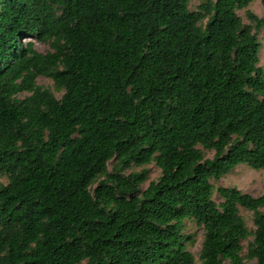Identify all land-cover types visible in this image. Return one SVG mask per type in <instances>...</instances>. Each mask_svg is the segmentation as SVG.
Masks as SVG:
<instances>
[{"label": "trees", "instance_id": "trees-1", "mask_svg": "<svg viewBox=\"0 0 264 264\" xmlns=\"http://www.w3.org/2000/svg\"><path fill=\"white\" fill-rule=\"evenodd\" d=\"M251 2L0 0V264H195L188 219L203 264H244L250 237L264 264V195L220 187L217 203L212 183L264 170V19L247 12L255 33L237 13ZM152 162L144 191L148 170L122 174Z\"/></svg>", "mask_w": 264, "mask_h": 264}, {"label": "rangeland", "instance_id": "rangeland-1", "mask_svg": "<svg viewBox=\"0 0 264 264\" xmlns=\"http://www.w3.org/2000/svg\"><path fill=\"white\" fill-rule=\"evenodd\" d=\"M201 4V0H190V10L196 11L198 10L199 5ZM250 11L256 16L261 19H264V0H252L250 5L246 9L238 10V15L242 18L243 22L246 25H253L254 32L257 33L254 24L251 23L250 19L248 18L247 12ZM258 38L261 42V51H260V67L264 70V33L263 31L258 32ZM28 41V40H27ZM36 47L38 51L42 53H47L51 51V48L47 44H41L36 42ZM37 83L39 86H42L48 90H50L58 99H61L64 92L58 91L55 87V84L52 79L40 76L37 79ZM26 94L21 95V97H25ZM206 156L208 158L214 157V152L205 151ZM143 170H148V178L147 181L142 185V191L146 190L149 184L153 181H157L161 175L162 171L161 168L156 164V162H152L149 165L138 167V166H131L129 169H126L122 172L125 176L130 175L131 173L141 172ZM120 171V166L118 162L113 159L108 164V172ZM106 177L103 176L100 181L105 180ZM3 182L6 184L7 179H3ZM215 187V194L214 200L217 203L222 202V199L218 195L217 189L220 187H227V188H237L241 190L243 193L252 195L253 197H260L264 195V170H254L247 165H240L230 174L226 175L222 179L218 181H212ZM97 184L93 186L95 188ZM263 211V210H262ZM241 216L244 218L248 228L251 231L256 230V226L254 223V213L240 207ZM184 234L189 237L186 244L188 250L194 255L195 257V264H203L200 260V253L202 250V245L204 241V228L203 226L198 225L195 220H186L185 227H184ZM254 237H250L247 240L242 242L243 245V252L242 256L244 257V264H256L255 260H250L247 258L249 245L253 241Z\"/></svg>", "mask_w": 264, "mask_h": 264}]
</instances>
